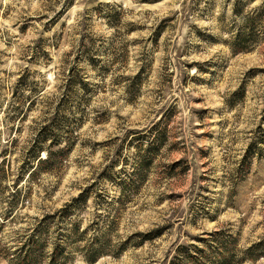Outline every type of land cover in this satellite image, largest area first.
Masks as SVG:
<instances>
[{"label": "rangeland", "instance_id": "obj_1", "mask_svg": "<svg viewBox=\"0 0 264 264\" xmlns=\"http://www.w3.org/2000/svg\"><path fill=\"white\" fill-rule=\"evenodd\" d=\"M263 140L264 0H0V264H264Z\"/></svg>", "mask_w": 264, "mask_h": 264}, {"label": "trees", "instance_id": "obj_2", "mask_svg": "<svg viewBox=\"0 0 264 264\" xmlns=\"http://www.w3.org/2000/svg\"><path fill=\"white\" fill-rule=\"evenodd\" d=\"M263 141H261L260 143H263ZM36 150H37L36 157H38L37 158L38 164L48 165L49 163H51V161L53 160V158L51 157L52 154L50 155V153L47 152L48 154H47L46 159H42L41 158V152L43 150L42 147L40 149V147L37 146ZM250 150H251V147H250ZM68 210L63 211L62 214L65 213V215H67V213L69 212ZM41 231H42L41 229H38V232L33 234V240L30 241V244H28L26 248L25 247L22 248V250L17 254V257L14 261L15 264H39L40 261H42L43 257L46 258V254L44 252L45 243L43 242V238L41 237V234H40ZM151 239L152 237L150 235L147 237H144V240H151ZM202 242L209 245V243L205 240ZM224 243L228 245L226 241H221L220 243L221 247H223ZM231 243L234 244L232 241ZM263 244L264 242L254 245L248 251L247 258L252 259V260H258L260 257L264 258V248H262ZM208 245L207 247H209ZM125 249H126V244H123L119 252H122ZM192 251H194V253ZM98 252L99 251L96 250L94 256L89 258L88 262L90 263L96 262L99 256L101 255V253H98ZM178 253L179 254H177L174 257V261H172L171 264H183L184 260L189 264L190 263L191 264H205L206 259H207L205 255L204 257L202 255L204 253V250L199 247H195V246L180 247L178 249ZM217 256H219L218 264H229V262H231L234 259V255H232V253L227 249V246H226V251L218 253ZM49 260H50V264H59V255H58L57 249L49 257ZM240 263H242V261H240L239 264Z\"/></svg>", "mask_w": 264, "mask_h": 264}]
</instances>
